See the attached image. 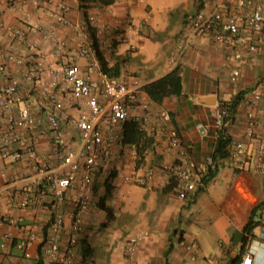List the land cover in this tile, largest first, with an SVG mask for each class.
Wrapping results in <instances>:
<instances>
[{
    "label": "crops",
    "instance_id": "crops-1",
    "mask_svg": "<svg viewBox=\"0 0 264 264\" xmlns=\"http://www.w3.org/2000/svg\"><path fill=\"white\" fill-rule=\"evenodd\" d=\"M50 1L68 3L69 16L75 21L84 20L85 12L95 15L94 26L103 54L109 66L119 64L121 76L138 77L147 84L180 65L182 79L179 95L171 94L161 102L150 98L151 117L146 132L158 139L156 145L146 148L142 158L132 145L114 146L111 165L101 173L95 186L99 194L96 198H100L105 191V179L112 170L116 171L112 194L106 200L114 216L108 219L107 213L96 206L99 199L94 201L85 217L86 228L81 239L84 247L82 252L80 247L76 262L131 264L125 253L126 241L131 235L146 231V237L138 245L134 264H237L249 251L253 253V264H264V239L259 236L264 221L254 229V237L243 241L244 227L254 210L256 220L264 217V175L257 174L251 165L243 169L228 158H220L213 166L214 174L205 179L194 198L182 200L178 190L171 189L175 181L170 166L178 150L169 146L157 123L161 110L170 111L189 156L201 161L213 154L220 138L216 135L214 112L221 107V102L231 101L238 93H243L233 118L227 122V132L232 139H243L246 114L252 108V91L264 78V52L246 55L241 76L234 81L231 78L233 65L228 59L232 55L230 47L211 37H196L176 62L178 41L187 30V13L194 8V0ZM212 5L206 3L204 8ZM23 20L41 22L45 27L53 23L31 4L15 12L6 0H0V21L20 26ZM57 33L67 41L69 52L79 48L81 38L73 28L59 25ZM30 39L46 54V65L55 67L54 44L40 33H31ZM113 42L117 44L113 46ZM0 45L4 57L12 47L3 37H0ZM18 51L25 53L24 49ZM10 66L12 72L18 74V67ZM50 77L47 73L42 82L49 81ZM33 87L32 82L22 79L23 94L33 92ZM66 103L73 114L82 110L76 103L69 100ZM34 105L42 106L37 96ZM254 110L259 118L258 133L264 135V99ZM76 134L77 130L70 124L68 136ZM22 137L24 145L16 147L23 154L21 160L14 162L11 158L0 157V215L22 218L28 229L0 225V264H37V245L44 237L50 218L47 210L19 206L23 193L34 185L26 145L36 139V151L47 155L51 167H56L58 160L52 155L47 136L23 133ZM126 176L136 181H128ZM34 223L40 225L34 227L37 241L31 248L32 256L26 257L19 242ZM6 234H10V238Z\"/></svg>",
    "mask_w": 264,
    "mask_h": 264
},
{
    "label": "built area",
    "instance_id": "built-area-1",
    "mask_svg": "<svg viewBox=\"0 0 264 264\" xmlns=\"http://www.w3.org/2000/svg\"><path fill=\"white\" fill-rule=\"evenodd\" d=\"M6 3L15 12L31 4L53 23L45 27L41 22L23 20L22 25L13 26L0 21V37L12 47L2 57L0 45V157L14 162L22 159L23 154L18 149L24 145L23 133L49 138L58 165L51 167L47 155L38 154L36 139L26 145L34 185L23 193L19 206H36L48 211L50 218L39 244L41 254L48 263L72 264L79 254L85 217L94 203L98 178L111 165L114 146L121 143L122 125L132 120L147 130L152 102L144 89L146 84L138 77L114 76L103 68L90 29L96 22L95 15L87 14L84 20L75 21L69 16L71 7L66 2L6 0ZM187 23V30L178 41L176 62L196 37H211L230 47L232 55L228 59L233 65L231 78L235 81L241 76L246 55L264 52V0H215L212 7L190 14ZM59 25L73 28L81 38L79 48L73 53L67 50V41L58 36ZM31 33H40L54 44L55 67L46 65V54L31 41ZM18 49H24L25 53ZM10 64L18 67V74L12 72ZM47 73L51 75L50 80L42 82ZM22 79L34 84L33 92L22 93ZM35 96L41 99L42 106L34 105ZM262 99L264 78L252 91V108L246 114L244 137L232 139L227 158L237 167L245 169L251 165L257 174L264 175V135L258 133L259 118L254 110ZM67 100L80 105L82 110L78 114L71 113ZM226 114L227 108L222 107L214 112L217 136ZM157 123L169 146L178 150L170 166L171 175L178 179V196L190 201L204 186L213 156L208 155L201 161L189 156L170 111L161 110ZM70 124L77 130L72 137L68 136ZM158 142L154 139L152 146ZM125 178L136 181L132 176ZM260 219L264 221V217ZM0 225L28 229L22 218L8 215H0ZM39 226L34 223L19 242L26 257L32 256L31 248L37 241L34 227ZM146 235L147 232L142 231L127 239L125 253L131 264ZM6 237L10 238V234ZM237 264H253V253L247 252Z\"/></svg>",
    "mask_w": 264,
    "mask_h": 264
},
{
    "label": "trees",
    "instance_id": "trees-1",
    "mask_svg": "<svg viewBox=\"0 0 264 264\" xmlns=\"http://www.w3.org/2000/svg\"><path fill=\"white\" fill-rule=\"evenodd\" d=\"M201 10L199 7L196 11L192 13H187V17L191 14L193 15L195 12ZM85 16H87V12H85ZM91 33L93 37V46L101 60L103 68L109 72L111 75L114 76H121L120 75V66L118 63H115L113 66H109L103 51L100 46L99 38L97 35V31L95 26H91ZM118 32V31H116ZM116 42H113V46L116 45ZM146 93L156 102H161L165 97L175 94L179 95L182 90V79L180 74V65H176L171 71L165 74L163 77L147 83L144 86ZM243 93H238L236 97L231 101H223L221 102L222 108H227V114L223 118V122L219 128L220 138L218 140V145L215 151L213 152V164L209 167L208 173L206 174L204 181L207 177H211L214 174L213 166L217 165L218 160L221 158H227L228 156V146L232 141L231 135L227 132V122L231 120L236 112V107L242 99ZM154 139L150 135L147 134L146 130L143 129L137 122L128 120L122 125V139L121 144H134L137 148V153L143 156V152L146 148H149L153 145ZM141 162V159L138 160ZM116 171L112 170L110 175L105 179L104 187L105 191L104 194L99 198L97 201V205L107 213L108 219H112L114 216L113 209L106 204V200L109 196H111L113 191V179L116 177ZM175 184L171 186V189L175 187V190L178 186V179L172 175ZM170 188V187H169ZM202 188V187H201ZM199 188L197 191H199ZM178 192V191H177ZM257 217L256 209L252 213V217L250 221L244 227V236L243 241L244 243L249 239L255 236L254 229L260 225L262 220H256ZM263 218V217H262ZM88 250V248H87ZM38 262L37 264H45V259L43 258L40 245L38 246V255H37ZM50 264H62L59 262L50 263ZM72 264H85L83 262H75Z\"/></svg>",
    "mask_w": 264,
    "mask_h": 264
},
{
    "label": "rangeland",
    "instance_id": "rangeland-1",
    "mask_svg": "<svg viewBox=\"0 0 264 264\" xmlns=\"http://www.w3.org/2000/svg\"><path fill=\"white\" fill-rule=\"evenodd\" d=\"M214 1L215 0H194V8L192 9V11H190L188 13H192V12L196 11L199 7H201V9H202V8H204V4H206V3L212 4V3H214ZM102 186H103V184H102ZM98 196H99V194H98V187H97V189L95 188V199H94V201L99 199V198H96ZM96 206H97V202H96ZM83 247L84 246L81 244V252L83 251Z\"/></svg>",
    "mask_w": 264,
    "mask_h": 264
},
{
    "label": "water",
    "instance_id": "water-1",
    "mask_svg": "<svg viewBox=\"0 0 264 264\" xmlns=\"http://www.w3.org/2000/svg\"><path fill=\"white\" fill-rule=\"evenodd\" d=\"M260 238L264 239V226L261 227Z\"/></svg>",
    "mask_w": 264,
    "mask_h": 264
}]
</instances>
